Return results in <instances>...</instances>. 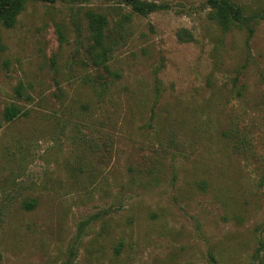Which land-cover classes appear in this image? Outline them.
Masks as SVG:
<instances>
[{"label": "rangeland", "instance_id": "obj_1", "mask_svg": "<svg viewBox=\"0 0 264 264\" xmlns=\"http://www.w3.org/2000/svg\"><path fill=\"white\" fill-rule=\"evenodd\" d=\"M141 1L0 26V264H264V0H230L251 34L207 0Z\"/></svg>", "mask_w": 264, "mask_h": 264}, {"label": "trees", "instance_id": "obj_2", "mask_svg": "<svg viewBox=\"0 0 264 264\" xmlns=\"http://www.w3.org/2000/svg\"><path fill=\"white\" fill-rule=\"evenodd\" d=\"M28 1H42L53 4L57 1L68 0H0V26L9 29L12 28L17 20V17L22 12L25 4ZM121 3L128 5L132 12L144 16L157 9V5L154 3H147L141 0H119ZM210 6L209 16L214 20L222 30H228L233 26H245L247 27L249 34L252 33V28L248 25L249 22L255 20L258 17L257 13H252L250 16H245L242 13V8L234 5L230 0H207ZM93 14V13H92ZM95 25L92 21L88 22V27L91 32V38L96 41L97 51L89 50L92 56V64L95 67H102V69L110 74L108 67V61L110 60V49L102 45L103 29L107 24V20L102 15H95ZM0 45V49H1ZM113 76H118L113 73ZM22 114L15 106H9L3 113V118L6 121H12ZM35 205L34 201H27L24 203L25 208L31 209ZM264 230V229H263ZM119 247L115 248L117 252Z\"/></svg>", "mask_w": 264, "mask_h": 264}]
</instances>
